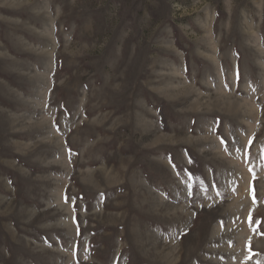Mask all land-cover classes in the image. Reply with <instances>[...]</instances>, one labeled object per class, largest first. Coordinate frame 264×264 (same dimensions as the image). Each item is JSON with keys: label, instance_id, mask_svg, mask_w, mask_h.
<instances>
[{"label": "rangeland", "instance_id": "1", "mask_svg": "<svg viewBox=\"0 0 264 264\" xmlns=\"http://www.w3.org/2000/svg\"><path fill=\"white\" fill-rule=\"evenodd\" d=\"M0 264H264V0H0Z\"/></svg>", "mask_w": 264, "mask_h": 264}]
</instances>
